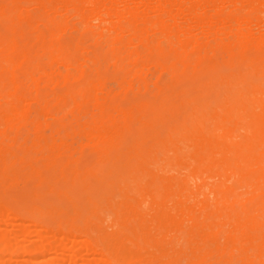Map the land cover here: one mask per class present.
<instances>
[{
  "label": "bare ground",
  "instance_id": "6f19581e",
  "mask_svg": "<svg viewBox=\"0 0 264 264\" xmlns=\"http://www.w3.org/2000/svg\"><path fill=\"white\" fill-rule=\"evenodd\" d=\"M140 50L156 55L151 84ZM101 60L125 94H152L115 103ZM60 84L57 113L92 119L55 117L41 87ZM25 128L30 147L14 149ZM78 138L95 152L73 168L64 145ZM0 159L19 214L83 237L71 249L100 264H264V0H0ZM9 241L0 254L29 248Z\"/></svg>",
  "mask_w": 264,
  "mask_h": 264
},
{
  "label": "rangeland",
  "instance_id": "374dc122",
  "mask_svg": "<svg viewBox=\"0 0 264 264\" xmlns=\"http://www.w3.org/2000/svg\"><path fill=\"white\" fill-rule=\"evenodd\" d=\"M261 23L262 22H260L259 24H261ZM71 24L73 25L74 22L70 21V25ZM180 24H181V22H180ZM73 29H75V28H64V31L61 34V37L64 38L63 40H65L67 38H71L70 35H67L64 33H68L70 31H72ZM86 29L89 31L93 30L92 28H86ZM103 29L104 28L95 29L97 32L96 34H98V38L100 37V35H102ZM76 30H78V29H76ZM193 33L194 32H192V34ZM74 34H76V35H74L73 37H77L79 33L75 31ZM115 34H120L118 36V38L123 39V40H128L132 37V35L128 31L116 32ZM88 38H89L88 33L87 34L85 33L82 36V40H84V41H86ZM87 42L93 43L94 40L93 41L91 40V42L86 41V43ZM140 51H141V54H140L141 58L150 60V62H151V64L149 62L144 63L145 65H142V67H141L143 69V70H141L143 79H145L149 84H151L153 81H155V76H156L153 72L152 67H151L152 62H153V58L155 59L156 55L150 54L149 52H144L143 50H140ZM100 64L107 71L106 77L104 79H102V81H100V84L103 85L104 88H107V91H109L110 93L112 92L111 95L115 98V103L119 104V102L123 99V97H126V98H124V100L126 99L127 102L125 103L124 100H122L121 104H123V105L126 104V105L130 106V105L135 104L138 99L147 98L152 94V90L154 89L153 85L149 86L148 91L143 90V89L141 90V89H139L138 85H136L132 90L128 91L127 94H125V92L123 90L118 88V85L116 84V80H115V77L122 75L123 71H121L118 67H114L113 63L110 62V60H108V61L107 60H101ZM151 79H153V80H151ZM70 80H72L71 82L75 83L74 78H71ZM75 84H73V85H75ZM64 90H65V86L62 84L58 85L57 87L44 86V85H42V87H41L42 93L48 94L49 105H51V107L54 109L55 117H58L60 120H62L65 123L73 122L75 119H77V121L81 124H82V122L89 121L90 119H92L93 114H89V115H86L87 113L76 114L75 119H74L71 115L64 116L63 114L57 113L56 103L52 102L53 95L49 94V93H56V92H60V91H64ZM23 93L30 95V94H34L35 92L33 90H29V89L25 88ZM131 102H132V104H131ZM128 103H130V105ZM43 105H45V104H43ZM110 106H112V104ZM43 118L44 119H48V118L50 119L51 115L45 113L43 115ZM28 130H29V128H25L23 130L26 132V133L24 132L25 134H23L21 132L22 134L19 135L20 137H18L16 144L14 146L15 147L14 149L26 150V148H27V150H28L31 143H29V140H28L27 144L25 143V142H27L26 137L30 138L31 140H32L31 137H33V136L28 137L29 135H32L31 131H28ZM44 131H45L44 134L46 136L51 135L50 129L45 128ZM9 133H10V131L8 132V134ZM12 135H13V133L10 134V136H12ZM31 140H30V142H31ZM74 141L68 140V142L64 145V149L68 152V154L70 156V166L74 168L75 166L86 164V163L87 164L89 163L91 165L93 160L88 159V158L91 155H94L95 151L89 145L83 144L82 143L83 140L79 141V138H78V140L74 139ZM56 144L58 145L57 146L58 149L63 147V145H59L58 139L56 141ZM43 149H45V148L43 147L42 149H40L38 151H41ZM83 153H84V155H83L84 157L82 156ZM4 156H6V155H4ZM34 159H36L35 160L36 162H34L35 166H41L42 164L46 163L45 157L42 154H37L34 157ZM1 169H2V159H0V172H1ZM5 173L8 174V172H5ZM5 173H2L4 178L7 175ZM2 174H0V176ZM4 174H5V176H4ZM10 177H11V175L9 177H7V179ZM0 180H2V178H0ZM9 180L3 179L2 181H4V183L6 181H8V184H7V182L5 184H3V182L0 184L1 185V187H0V196H1L0 200H1V203L3 204V207L5 208L3 210H0V214L3 215L1 218H5V219H0V235H7L8 239L10 240L9 244L12 247L22 249L23 246H28L29 248L27 250H25V253L17 255L18 257L17 256L13 257L10 250L3 252L2 254H0V264H71V263L72 264H100L99 260H101L103 258H102V255H100L99 253H96L94 255V254H90L88 252H85V250L80 246V244H79L78 248L71 249V246L73 244H75L76 242H79V243L82 242L84 240L83 237L80 238L78 236H73V234H72V236L66 235V234L58 235L55 232H53L51 228H43L37 224L34 225L31 223V221H29L30 219L25 218V215H23V214L20 215L19 209H22L18 205V203H20V201H17V202L13 201L11 196L14 195L15 193L13 194V192H9L10 190L6 191V188L11 186ZM62 184H63V182H62ZM17 185L18 186L14 187V190H15V188L17 189L18 187L21 188L24 186L23 183L20 185L19 182ZM192 185H193V183H192ZM77 196H78L77 198L65 200V204H66V206L68 205L70 207L69 208L70 211L72 209L75 210L76 207L81 208V201L79 198V192H77ZM212 198H213V196L211 195L210 199H212ZM78 214H76V215L71 214L69 217L71 220L78 222ZM22 215L24 217H22ZM39 235L42 236L41 239H39ZM67 237H69L70 240H66ZM60 243H62V245L64 246L63 250L59 251V252H54L53 247L59 245ZM225 259H226L225 257H221V258H219V261L224 263ZM235 261H236V264L241 263V261L238 259H236Z\"/></svg>",
  "mask_w": 264,
  "mask_h": 264
}]
</instances>
